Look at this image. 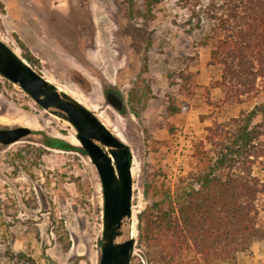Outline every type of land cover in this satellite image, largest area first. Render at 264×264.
Returning a JSON list of instances; mask_svg holds the SVG:
<instances>
[{
    "label": "rangeland",
    "instance_id": "374dc122",
    "mask_svg": "<svg viewBox=\"0 0 264 264\" xmlns=\"http://www.w3.org/2000/svg\"><path fill=\"white\" fill-rule=\"evenodd\" d=\"M191 23L178 0H157L152 15L146 0H0V41L26 62L22 44L37 73L131 150L130 264L152 256L146 220L161 186L182 188L193 171L194 145L251 107L220 87L223 67L212 56L220 36L210 32L212 23L201 30ZM15 127L31 133L0 145V251L9 248L34 264H98L103 198L95 167L69 123L0 76V129ZM46 138L74 149L47 147ZM254 173L263 177L264 167ZM6 258L0 254V264ZM263 261L258 246L239 264Z\"/></svg>",
    "mask_w": 264,
    "mask_h": 264
},
{
    "label": "trees",
    "instance_id": "16d2710c",
    "mask_svg": "<svg viewBox=\"0 0 264 264\" xmlns=\"http://www.w3.org/2000/svg\"><path fill=\"white\" fill-rule=\"evenodd\" d=\"M178 1L195 20L193 28L201 30L204 21L212 23L210 32L220 36L212 52L224 71L220 87L232 101L241 103L244 98L251 107L208 129L209 144L194 145L193 171L182 188L161 186L146 220L154 248L146 262L239 264L256 247H264V176L254 173L256 167H264V0ZM156 3L146 0L147 14L152 15ZM20 47L33 67L35 59ZM107 100L121 110L115 95L107 94ZM44 145L74 149L49 138ZM0 254L7 257L6 264H34L9 248Z\"/></svg>",
    "mask_w": 264,
    "mask_h": 264
},
{
    "label": "water",
    "instance_id": "95a60500",
    "mask_svg": "<svg viewBox=\"0 0 264 264\" xmlns=\"http://www.w3.org/2000/svg\"><path fill=\"white\" fill-rule=\"evenodd\" d=\"M0 76L18 86L41 109L66 121L99 176L102 190V234L98 264H130L132 225V153L87 108L50 83L0 41ZM25 127L0 129V145L28 136Z\"/></svg>",
    "mask_w": 264,
    "mask_h": 264
}]
</instances>
